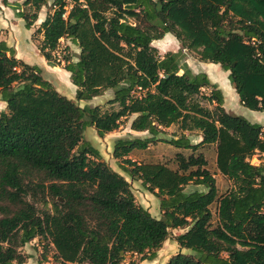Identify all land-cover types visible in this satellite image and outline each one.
<instances>
[{"label": "trees", "instance_id": "trees-1", "mask_svg": "<svg viewBox=\"0 0 264 264\" xmlns=\"http://www.w3.org/2000/svg\"><path fill=\"white\" fill-rule=\"evenodd\" d=\"M16 1L1 4L30 30L48 0ZM69 1L67 8V0H54L32 34L38 53L69 73L76 101L112 90L106 104L117 109L80 107L0 41V264L25 263L21 249L34 239L55 264L151 261L169 229L185 230L174 240L189 253L166 264H264V126L226 112L207 74L182 67L179 52L160 57L152 45L171 34L228 73L241 106L263 112L264 0ZM61 40L79 49L76 61ZM131 117L129 129L148 137L115 140L112 158L159 200L160 218L83 140L87 127L102 138ZM172 125L180 134L162 142L191 151L175 154L176 170L128 158ZM186 132L201 141L192 144ZM205 145L215 146L217 171L231 183L221 195L204 157L194 155ZM189 185L201 189L185 192ZM27 196L51 209L39 211Z\"/></svg>", "mask_w": 264, "mask_h": 264}, {"label": "rangeland", "instance_id": "rangeland-1", "mask_svg": "<svg viewBox=\"0 0 264 264\" xmlns=\"http://www.w3.org/2000/svg\"><path fill=\"white\" fill-rule=\"evenodd\" d=\"M54 0H48L46 7H43L39 13V18L34 26L30 30L24 28V23L21 19L17 18L16 12L13 9L4 7L1 4L0 0V39L7 42L15 50V55L18 53L21 57L25 58L30 65H36L41 69V75L44 80L51 83L53 88L61 95L66 98L76 102L80 107H94L99 106L103 110H115L117 109L116 105L110 106L107 105V101L113 98V91L106 90L102 95L92 98L90 101H76L75 100V91L76 87L72 85L69 79V73L59 67H50L46 64L44 59L39 55L37 50V41L32 39V34L37 29L39 24L45 18L46 13L51 10L50 7ZM10 3H16V0H9ZM67 8L70 7V1L67 0ZM152 45L157 49L160 57L165 56L167 53H180V65L182 67L188 68L192 73L195 71L198 73L205 71L202 68V65H209L207 68V76L211 83L215 84L221 89L224 100H225V110L228 112L231 110L232 115L240 116L245 118L251 123H261L264 121V114L260 112L250 111L238 102V97L232 88L230 82L227 79L228 73L222 70L218 65L203 63L199 59L198 51L196 50H187L181 47L179 41H177L171 34H166L161 40L154 41ZM68 46L70 51L73 54V61H76V57L79 53V49L72 45L69 40L60 41V49ZM201 63H203L201 65ZM202 69V70H201ZM205 73V72H204ZM197 74V73H196ZM232 91V92H231ZM202 94H207L208 89L201 91ZM236 100V101H235ZM4 110L0 107V112ZM132 120V117L129 120H124L121 126L113 131L112 133L104 135V137L99 138L93 127H87L83 134V140L89 142L94 148H96L103 161H105L109 167L115 172L123 176L126 181L130 184L131 191L134 195L135 201L138 205L147 209L151 216L155 218L161 217V211L159 209V200L153 196L151 193L147 192L144 189V186L141 184V181L131 180L121 169L119 168L117 161L112 158V148L115 140L121 138H135L145 137V134L134 135L131 134L128 130L129 123ZM179 135L177 125L170 126L169 129L165 130L163 134L159 136V139L170 140L172 135ZM196 133L192 132L190 134L192 142H196ZM156 141L153 144H150L147 149L134 151L129 155V159L139 163H159L164 164L172 170H176L175 162V150L172 146L162 142ZM191 151L186 150L182 151L184 156H188ZM201 154L207 162L206 169L213 175L218 195L225 193L230 187L231 183L222 175H220L216 168V151L215 146H207L199 148L194 155ZM250 163L253 165H258L260 163L259 155L256 154L250 160ZM194 189H201L189 185L184 188L185 192L192 191ZM26 199L29 202L36 204V207L39 211L50 210V204H42L35 199H32L30 196H27ZM210 210L212 212V226L216 225V204L211 205ZM185 230L182 229H169L168 239L163 243L162 247L156 251L155 258L151 261L145 260L140 262L138 256L130 258L129 256L125 257V263H128L131 260H135L136 264H166L170 257L175 254L182 252L177 244L175 243V237ZM42 245L38 242V239H34L30 243L26 244L22 249L21 253L32 258L36 263L41 260L43 264H55L52 259V250L47 251L46 259H43L42 256ZM188 254L189 252H183ZM29 258V259H30ZM28 260V259H27ZM26 260V261H27ZM27 264H31V261H27Z\"/></svg>", "mask_w": 264, "mask_h": 264}, {"label": "crops", "instance_id": "crops-1", "mask_svg": "<svg viewBox=\"0 0 264 264\" xmlns=\"http://www.w3.org/2000/svg\"><path fill=\"white\" fill-rule=\"evenodd\" d=\"M0 41H3V42H5L4 40H1L0 39ZM6 43V45L8 46V47H11V45H9V44H7V42H5ZM16 58H18V59H20V60H22L23 62H25V63H27V64H29L30 65V63H28V61H26V59L25 58H23V57H21L18 53H16ZM42 62H45V60L44 61H42ZM203 63H201V65H202ZM209 64V63H208ZM209 66V65H208ZM208 66L207 65H205V66H203L202 65V68H204L205 69V71H202L203 73L205 72V74H206V70H207V68H208ZM202 70V69H201ZM181 73V72H180ZM195 73H198V71L196 72L195 71ZM201 73V72H200ZM213 84V83H212ZM216 84V83H215ZM219 88V87H218ZM220 89V88H219ZM221 90V89H220ZM232 92V91H231ZM236 101V100H235ZM238 102H239V99H238ZM240 104V103H239ZM0 107L1 108H3L4 110H2L1 112H5L6 111V104L4 103V102H2V101H0ZM223 107L225 108V100H224V104H223ZM228 113L230 114L231 113V110H229L228 111ZM260 113H263L264 114V111L263 112H260ZM255 124H259V125H261V126H264V121L263 122H261V123H255ZM170 128V127H169ZM169 128H166V129H163V133H164V131L165 130H167V129H169ZM128 130H129V132L131 133V134H134V135H139V134H145V137H143V138H146V137H148V134L146 133V132H135V131H131L130 129H129V127H128ZM163 133H161V134H163ZM194 133H196V142L194 143V142H192L193 140L191 139V137H190V135L186 132V133H184L185 135H189L188 137H189V139H190V141H191V143L192 144H196V143H198V142H200L201 141V136H200V133L199 132H194ZM161 134H159L157 137H156V140L157 141H160L161 139H159V136L161 135ZM135 138H140V137H135ZM171 138H172V136H171ZM170 138V139H171ZM163 140V139H162ZM161 140V141H162ZM155 143V142H154ZM153 144V143H152ZM207 146H212V145H205V146H202V147H207ZM174 148V147H173ZM174 150H175V152L176 153H182V149H176V148H174ZM136 151V150H135ZM184 151H186V150H184ZM134 151H132L130 154H132ZM175 153V154H176ZM129 154V155H130ZM129 157V156H128ZM139 163V162H138ZM219 173V172H218ZM183 252H186V250H182V253ZM183 254H185V253H183ZM31 261V264H37L32 258H30V259H28L27 261ZM27 261L25 262V263H23V264H27Z\"/></svg>", "mask_w": 264, "mask_h": 264}]
</instances>
